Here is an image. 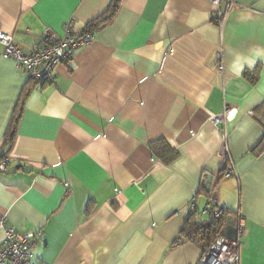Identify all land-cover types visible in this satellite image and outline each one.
<instances>
[{
	"label": "crops",
	"instance_id": "1",
	"mask_svg": "<svg viewBox=\"0 0 264 264\" xmlns=\"http://www.w3.org/2000/svg\"><path fill=\"white\" fill-rule=\"evenodd\" d=\"M231 1L221 31L209 0H0V32L25 54L117 5L54 83L0 45V241L35 233V264H198L180 232L193 204L203 222L216 204L231 240L245 220L241 264H264V0ZM227 160L236 174L218 180Z\"/></svg>",
	"mask_w": 264,
	"mask_h": 264
},
{
	"label": "built area",
	"instance_id": "2",
	"mask_svg": "<svg viewBox=\"0 0 264 264\" xmlns=\"http://www.w3.org/2000/svg\"><path fill=\"white\" fill-rule=\"evenodd\" d=\"M214 8V23L224 29L228 14L233 10L231 0H209ZM66 35L57 37L51 32H47L41 44L31 53L25 54L18 48L14 37L0 32V45L3 46V57L12 59L18 67L23 68L29 78L42 83H54V71L63 63L68 62L74 53L83 46L93 41V32H76L72 28V22H68L65 28ZM218 58L222 60L223 51L218 53ZM223 65L221 69L223 70ZM226 114L214 117L212 121L217 124L223 122ZM0 170H5L4 160L0 161ZM233 164H229L224 176L235 175ZM191 213L197 212V207L193 204ZM208 211V210H207ZM204 212L209 214L213 221H219L225 215L224 209L219 207L211 208ZM237 236L234 240L228 239L224 234L216 238L213 244L201 253L198 264H241L242 234L245 229V220L241 213L237 216ZM35 233H18L12 227L4 229V237L0 241V264H35L32 261V249L36 243Z\"/></svg>",
	"mask_w": 264,
	"mask_h": 264
},
{
	"label": "trees",
	"instance_id": "3",
	"mask_svg": "<svg viewBox=\"0 0 264 264\" xmlns=\"http://www.w3.org/2000/svg\"><path fill=\"white\" fill-rule=\"evenodd\" d=\"M117 10V5H115L112 9V14L108 18H105L101 23H96V25L88 26L87 30L90 32H96L99 30V28L102 25H105L110 18H112L113 14ZM256 78L252 79V82H255ZM19 122V118L14 117L11 121L8 130L6 132V139H5V145L4 147H10L13 143L15 134H16V128ZM261 125L263 127V136L260 140H258L257 144L260 146H264V121H261ZM152 151L160 158H162L164 161L170 163L173 162L178 157V152L173 151L170 147H168L164 143H155L151 146ZM264 148V147H263ZM229 166L228 160L225 161L224 165L218 169L216 173H214V177H218L217 179L220 180L224 177L225 171L227 167ZM214 182L211 188V192L207 193L208 197L212 196L213 189H214ZM214 198H211L213 200ZM211 208L217 207L216 204H212ZM226 213L219 221H211L209 222H203L200 221L197 217V212L194 214H190L189 218L185 222V226L180 232V236L183 239H186L187 241L197 245L202 252H205L216 240V238L220 235L224 234V226H225V220H226ZM180 239V238H179Z\"/></svg>",
	"mask_w": 264,
	"mask_h": 264
},
{
	"label": "water",
	"instance_id": "4",
	"mask_svg": "<svg viewBox=\"0 0 264 264\" xmlns=\"http://www.w3.org/2000/svg\"><path fill=\"white\" fill-rule=\"evenodd\" d=\"M212 181H213V178L212 177H210V180H208L207 181V187H205V189L208 191V192H210V186H211V184H212ZM231 224V223H230ZM226 237L228 236V235H225ZM228 238V237H227ZM228 239H230V238H228ZM231 240V239H230Z\"/></svg>",
	"mask_w": 264,
	"mask_h": 264
}]
</instances>
